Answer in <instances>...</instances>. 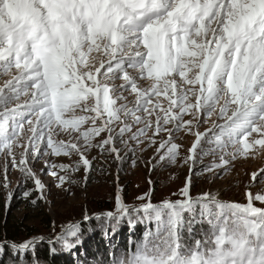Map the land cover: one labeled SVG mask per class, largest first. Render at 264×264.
<instances>
[{
    "label": "snow or ice",
    "instance_id": "6c2138e0",
    "mask_svg": "<svg viewBox=\"0 0 264 264\" xmlns=\"http://www.w3.org/2000/svg\"><path fill=\"white\" fill-rule=\"evenodd\" d=\"M128 29L136 30L131 34L137 37L138 49L143 46L144 51L123 54L119 41ZM197 37L201 39L198 41ZM105 41L108 47H104ZM100 48L110 59L97 67L92 53ZM133 56L140 58L141 72L157 81L172 74L190 85L183 100L189 101L191 95L194 102L173 112L174 126L163 129L169 139L161 142L162 152L169 145L178 151L181 146L173 143L174 133L183 131L194 137L188 148L191 167L183 186L154 200L157 182L149 176L148 190L135 197L142 203L128 204L125 188L119 183L123 160L114 147V137L109 136L102 143L111 141L119 160L114 208L85 211L82 215V221L90 225L96 221L106 241V251H97L91 258L87 249L77 252L84 248L86 235L81 222L62 224L59 233L53 222L47 236H33L22 242L0 240V261L11 249L15 259L10 258L5 264H50L38 252V245L47 243L46 255L73 252L77 264H153L147 249L154 237L167 232L179 241L185 227L206 222L213 231L221 232L211 264H264V247L254 249L246 239H232L226 250L220 228L229 209L247 207L253 215L264 216V189L252 191L254 185H264V167L250 173L245 205L219 199V190H202L196 196L192 193L194 176L218 169L213 178L221 177L230 170L237 155L247 158L249 153L264 150V0H35L31 21L24 31L0 33V157L5 159L0 167V187L9 189L11 172L18 170L21 184L34 185L25 188L22 197L39 193L31 200L35 205L46 199L47 185L41 178L45 169L55 178L57 187L76 183L67 173L81 168L87 182L92 173L87 156L75 165L57 164L46 157L54 154V144L61 143L56 139L60 135L57 129L68 130L70 122L64 113L73 103L86 100L103 88L108 105L105 111H113L116 97L112 86L101 77L111 78V74L118 73L126 80L129 73L124 65L131 67L129 60ZM185 56L202 58L195 62L197 71L192 78V68L182 59ZM161 65L165 67L163 73L156 71ZM177 83L175 78L165 80L173 90ZM81 110L95 112L97 118L105 115L98 105L93 108L85 104ZM214 114L216 120L204 127ZM156 135H160L159 128ZM63 143L67 146L66 141ZM230 147L234 151H227ZM176 151L163 159L171 163ZM208 154H219V158L198 171L197 164ZM40 161L44 168L37 170L34 165ZM13 196L14 191L9 190L6 208L11 207ZM141 222L146 228L137 234L136 225ZM125 224L129 233L126 243L121 244L114 237ZM249 231L256 233L257 228L253 226ZM202 242L193 240L194 244ZM192 264L205 261L193 258Z\"/></svg>",
    "mask_w": 264,
    "mask_h": 264
},
{
    "label": "rangeland",
    "instance_id": "374dc122",
    "mask_svg": "<svg viewBox=\"0 0 264 264\" xmlns=\"http://www.w3.org/2000/svg\"><path fill=\"white\" fill-rule=\"evenodd\" d=\"M34 6L35 0H0V33L13 30L24 31L29 26ZM212 26L215 27V22ZM200 39L197 37L198 41ZM139 51H144L143 46ZM97 55L101 54L99 52L92 53V56ZM133 58L140 60L136 56ZM108 59L110 57H105L103 53L101 61L106 63ZM182 59L187 61L188 66L192 68V73H189V78H192L197 71L194 64L202 58L185 56ZM101 61L95 62L97 67ZM124 67L129 73L126 80L122 79L118 73L111 74V78L101 77V80L112 86L116 97L117 102L112 106L111 113L105 111L108 105L106 94L101 88L98 94L89 95L86 100L81 99L79 103H73L64 113V118L70 122L66 126L67 131L57 129L60 135L56 139L61 143L54 144L52 149L54 154L46 158L57 164L75 165L78 161H83V156H87L92 164V173L91 178L85 182V173L82 168L77 172H68L67 175L76 183L66 182L63 187H57L55 178L48 174L47 169L44 170L41 178L47 185L44 193L46 199L40 201L43 210L52 217L56 225L58 216L63 215L74 205H83L95 197L108 196L114 201L119 160L116 153L112 151V142L102 143L109 136L114 137V147L119 150V159L123 160L122 171L119 172V183L124 186L125 198L130 205L142 203L135 197L148 190L149 176L157 182L153 199L159 200L182 187L185 177L189 173L191 161L188 158V148L194 137L185 135L183 131L174 133L173 143L181 146L178 151L169 145L168 150L162 152L161 142L166 143L169 139L168 133L163 129L174 126L175 122L171 119L173 112H178L180 107L189 101L194 102V97L191 95H189V101L183 100L185 89L190 85H187L183 78L174 77L172 74L159 81L141 71L132 76L130 73L133 69L128 67V64H125ZM156 71L163 73L165 67L158 66ZM173 78L178 82L175 90L165 84V80ZM220 103H223V100ZM85 104L93 108L98 105L105 115L97 118L98 114L95 112L82 111V105ZM215 120L214 114L204 124V127H210ZM158 128L160 129L159 136L156 135ZM65 141L67 146L63 143ZM73 145H79V147ZM19 151L17 149V152ZM171 151H176V155L169 163L163 158L168 156ZM227 151L232 152L234 149L230 147ZM57 152L60 154L56 155ZM218 158L219 154L205 155L197 164V170L205 168ZM162 160L163 162H161ZM4 163L5 159L0 157V167H3ZM153 165H156L155 170L150 172ZM34 166L37 170L44 168L42 161L35 163ZM261 167H264V150L258 153H249L247 158L237 155L232 161L230 170L221 174L222 178H213L219 171L218 169L205 172L202 176H194L192 193L197 191L196 196L202 190H211L213 193L219 190L221 200L230 198V201L247 203L248 198L245 193L249 184V175L253 170ZM20 181L21 173L13 169L9 189L0 187V202L5 206L7 192L13 190L12 216L17 220L28 219L27 224H36L41 229L42 226L39 223H41L42 214L30 201V199H35L39 193L33 192L31 197L23 198L21 193L25 188L33 187H30L28 183L27 185L21 184ZM261 189H264V185L258 184L252 187L253 193ZM172 199H176V197L173 196ZM5 209L8 208L5 207ZM253 218L257 219L258 217ZM44 232L45 230L42 229L40 233Z\"/></svg>",
    "mask_w": 264,
    "mask_h": 264
},
{
    "label": "trees",
    "instance_id": "16d2710c",
    "mask_svg": "<svg viewBox=\"0 0 264 264\" xmlns=\"http://www.w3.org/2000/svg\"><path fill=\"white\" fill-rule=\"evenodd\" d=\"M200 168L199 170H201ZM29 186L34 187V185L28 182ZM197 191L193 192V196H195ZM37 193V192H36ZM33 195V194H32ZM230 201V198H225ZM28 200V199H27ZM32 199H30L31 201ZM244 204V203H241ZM36 209L42 214L41 223L39 225L42 226L38 227L36 224H27L28 219L24 220H17L12 216V209L11 207L5 209V206L2 202H0V240H9L15 242H22L26 239H29L33 236H47L51 231V225L54 222L52 217L43 210L41 201L38 200L35 204ZM114 208V201L112 198L105 196V197H95L91 198L88 202L83 205H74L71 209L65 211L63 215L58 216V221L56 225V233L61 231V225L66 223H71L74 221H80L82 230L85 232V239H84V248L77 249V252L82 253L84 249H87L89 252V258L91 255L95 254L97 251L103 252L106 251L104 245L106 241L103 239L101 231L99 227L96 225V221L93 220L91 225L87 222L82 221V215L85 211L89 213L95 212H102L107 211ZM239 209V208H237ZM251 213V212H250ZM249 211L243 216L239 217V220L243 223L244 232L240 233L239 235L226 237L223 247L227 250L231 247L232 239H245V236H252L257 242L250 244V246L254 249H259L264 247V242L261 241L262 230H264V219H261L259 216H254L252 213L250 214ZM252 215V216H251ZM231 217L233 221L237 220L233 209L226 210L224 219H228ZM253 217H258L254 219ZM207 219V218H205ZM255 226L257 228L256 233H251L248 229ZM207 227V223H196L194 228L185 227L183 231L184 239L191 243L193 240L200 237L204 228ZM146 225L141 222L136 225V233L142 234L145 230ZM45 230L44 233H40L41 231ZM129 233V228L127 224L123 225L118 233L115 235V239L119 241L121 244L126 243V236ZM49 248L47 243L39 244L38 245V252L42 256L43 259L49 260L50 264H77L76 254L73 252H66V251H59L57 255L48 256L46 255V250ZM11 259H15L12 257L11 249L6 250V254L4 256V260L0 261V264H5V262H10Z\"/></svg>",
    "mask_w": 264,
    "mask_h": 264
},
{
    "label": "clouds",
    "instance_id": "9594fccd",
    "mask_svg": "<svg viewBox=\"0 0 264 264\" xmlns=\"http://www.w3.org/2000/svg\"><path fill=\"white\" fill-rule=\"evenodd\" d=\"M135 29H128L124 38L119 41L123 49L124 55H129L134 52V50L139 51L137 46V37L132 35ZM108 43L104 42V47H108ZM99 47V45L97 46ZM99 53L101 55L93 56V61H101L103 55V48H100ZM131 68L133 69L130 75L135 76L137 72H140L139 65L140 60H135L133 57L129 60ZM227 67V62H225V68ZM221 81L223 82V72L219 73ZM152 83V81H149ZM227 93L225 92V95ZM224 97L222 96L221 99ZM74 114V113H73ZM250 211L247 207L234 209L233 212L237 217L236 221H233L231 217L228 219H221L220 228L223 229L224 237H232L239 235L244 232L243 223L239 220V217ZM264 219V216L261 217ZM226 221V222H225ZM221 235L219 230L213 231L212 225L207 223V227L203 229L200 237L195 239L196 241H203L202 243L194 244L193 242H187L183 233L179 241L170 237L167 232H162L159 236L154 237L147 249V255L152 258L153 264H192L193 258L203 259L205 264H211V258L215 253L217 248V238ZM207 237V239H205ZM245 239L250 243H256L257 241L252 236H245ZM264 242V230H262L261 241Z\"/></svg>",
    "mask_w": 264,
    "mask_h": 264
},
{
    "label": "bare ground",
    "instance_id": "6f19581e",
    "mask_svg": "<svg viewBox=\"0 0 264 264\" xmlns=\"http://www.w3.org/2000/svg\"><path fill=\"white\" fill-rule=\"evenodd\" d=\"M214 22H215V21L212 22V25L214 24ZM218 198H219V199L222 198L220 192H219V196H218Z\"/></svg>",
    "mask_w": 264,
    "mask_h": 264
}]
</instances>
